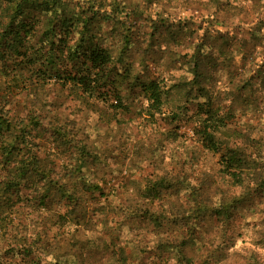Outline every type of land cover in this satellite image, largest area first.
Returning a JSON list of instances; mask_svg holds the SVG:
<instances>
[{"label": "rangeland", "instance_id": "rangeland-1", "mask_svg": "<svg viewBox=\"0 0 264 264\" xmlns=\"http://www.w3.org/2000/svg\"><path fill=\"white\" fill-rule=\"evenodd\" d=\"M37 1L15 17L0 0V101L54 183L46 202L43 179L0 199V264H264V0ZM63 15L83 59L108 53L99 75L120 100L50 77L80 63L56 57ZM9 22L35 29L18 54Z\"/></svg>", "mask_w": 264, "mask_h": 264}, {"label": "trees", "instance_id": "trees-1", "mask_svg": "<svg viewBox=\"0 0 264 264\" xmlns=\"http://www.w3.org/2000/svg\"><path fill=\"white\" fill-rule=\"evenodd\" d=\"M8 3L13 2V6L15 8V17L19 15H26L31 14L32 11L36 12V7L42 6L43 2H38L37 0H4ZM28 3V4H26ZM46 6H49L48 3H45ZM75 22V21H74ZM74 22L71 20V17H65L64 15L59 17L57 25L61 30V35L58 37L59 39H63L64 45L61 47L60 53L56 56L58 59H61V56H67L72 61L76 59H80L79 65L74 66L75 72H72L71 69H68L67 64L62 65L63 71H61L58 67L56 68L57 63L52 61L51 54L48 52L47 55V64H51L52 67H55V71L53 74H50V77L53 76L54 78L62 77L64 81L73 83L77 85L82 91H86L89 93H97L101 90L112 92L115 96V99L118 101L120 97L115 93V89L111 85H106L105 80L103 79V66L109 60V55L105 50L98 49L97 46L90 47V55L86 58H82L78 46H82L81 42L75 41L73 45L69 44V40L71 39V33L73 31ZM30 28H27V31H24L27 22H19L18 24L11 25L9 22V29L4 28V32L2 35L7 37H14L12 41L10 40L9 46L11 44L13 46L12 53L18 54V46H20L19 38L17 35L19 33V28L21 27L22 31L30 32L28 34H32L35 29H33L32 22L30 23ZM13 26V27H12ZM45 32H48L47 30ZM54 35V33H53ZM45 39H41V46H47L44 41ZM65 48V50H64ZM12 54V55H14ZM16 56V55H15ZM57 60V59H56ZM64 60H61V63ZM95 68H98L95 71ZM60 71V72H59ZM101 74L102 76H100ZM122 81L129 79V76L121 74ZM58 79V78H57ZM121 81V82H122ZM136 85L143 90L144 92L148 93L147 99L151 101V105L153 108H157L160 104V89L157 85V82L154 80L149 81H138ZM110 88V89H109ZM33 122L38 125L39 121ZM19 125L14 121V119L9 114L8 109H5L4 105L0 101V171L4 170H12L11 177L9 179L4 180L0 183V199H11V195H7L9 192L8 190H12V193L18 192L21 186H27L28 184H33L35 181H39L41 179L45 180V187L43 190L40 188L36 190L38 194L37 198L39 201L46 202L49 197V189L50 185L54 183L52 179L48 175V169L40 159L35 156L34 153L30 150L29 146H31L32 139H30L29 134L31 131L27 129L25 125H20L21 127L16 126ZM17 128V129H16ZM17 130V131H16ZM199 133H203L202 138L205 142V147L216 150L218 149L216 141L213 135L209 132H206V127H204L203 131H198ZM226 161H222L224 165H232L235 164L234 161L236 160L239 162V159H234L233 156L225 157ZM10 165V167H9ZM87 188L90 191L97 190L101 192V189L96 184H86ZM153 184L149 185L147 192L149 195L156 196L158 195V189ZM3 189V190H2ZM72 191H60L61 197L67 199L71 198L74 199L76 195L73 194ZM121 258L122 262H127L126 259Z\"/></svg>", "mask_w": 264, "mask_h": 264}]
</instances>
